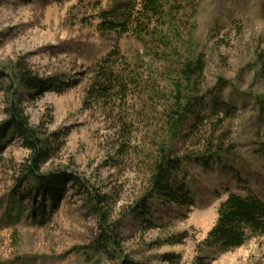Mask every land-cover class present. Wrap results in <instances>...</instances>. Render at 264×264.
<instances>
[{
    "label": "rangeland",
    "instance_id": "obj_1",
    "mask_svg": "<svg viewBox=\"0 0 264 264\" xmlns=\"http://www.w3.org/2000/svg\"><path fill=\"white\" fill-rule=\"evenodd\" d=\"M141 1L0 0V126L16 106L51 146L41 172L83 182L66 180L54 203L32 192L36 180L21 182L31 152L0 135V264H264V235L224 253L205 244L230 193L264 202V0H163L175 25L147 22L138 36ZM114 9H132L131 30H106ZM199 58L204 74L185 91L191 114L174 140L164 115L176 68ZM19 64L65 87L29 90L13 79L11 92ZM100 73L114 79L106 94L93 88ZM216 97L232 117L214 110ZM162 146L190 205L150 185ZM144 197L151 214L141 218L134 206Z\"/></svg>",
    "mask_w": 264,
    "mask_h": 264
},
{
    "label": "trees",
    "instance_id": "obj_2",
    "mask_svg": "<svg viewBox=\"0 0 264 264\" xmlns=\"http://www.w3.org/2000/svg\"><path fill=\"white\" fill-rule=\"evenodd\" d=\"M140 6L139 18L135 20L138 36L146 35L147 31L142 25L145 24L144 26L149 29V24L146 25L147 22L151 25L155 20L156 24L161 23V26H165L168 23L172 26L175 25L173 12L166 9L167 5L163 3V0H142ZM128 10L130 11V9ZM128 10L123 12L122 9H114L113 11L104 13V18H112L103 22L106 30L116 31L121 29L124 32L131 30L130 23L134 24L133 11L132 9L130 12ZM258 62L260 63L261 71L264 72V50L259 53ZM204 69L205 65L202 58L195 61L188 59L176 68L179 81L174 82V102L164 115L166 131L174 140L187 115L191 114L192 98L187 97L188 94L185 91L192 89L196 79L198 80L203 77ZM98 77L99 82L96 85L94 84L93 88L106 94L111 89L110 87L114 79L108 73H100ZM13 79L29 90H54L61 93L65 87L64 85H60L61 81L59 77L43 80L24 64H19L15 72L10 75L9 87L11 92L15 87ZM213 108L218 113L225 112L227 117H232L235 112L234 109L222 102L218 97L213 100ZM7 112L9 117L1 124L0 135L7 134V132L12 133L13 136L23 142L24 148L31 152L29 165L21 182L26 183L30 179L36 180L38 186L32 192L36 191V194L41 193L44 198H49L53 203L59 201L62 197L64 192L63 183L66 180L70 182L75 181L83 187V182L77 176H68L65 173L57 174L54 172L43 174L41 172V165L48 160L51 147L47 146L49 144L48 139H45L39 135L37 130L30 127L28 119L16 106L11 104ZM50 144L52 145V143ZM159 152L161 155L157 158L152 168V177L150 179L152 189L162 196L166 202L181 205L192 204L191 193L186 184L172 182V174L178 170V166L175 163L176 161L171 160L169 156L170 151L165 146H162ZM89 196V200L94 202L93 196ZM97 198L102 200L101 203L105 202L104 198ZM134 208L138 209L137 213H139L141 218H146L151 214L146 197L141 199L140 203L135 205ZM134 208L131 211H135ZM99 210L98 214L104 216L103 209ZM258 235H264V202L253 193L241 195L232 192L220 205L218 220L209 232L205 244L210 248H217L220 252L224 253L241 248L252 236ZM109 243V237L103 240V245H101L102 252L108 254L109 250L107 246ZM112 251L117 252V249L113 247ZM124 264H129V262H125Z\"/></svg>",
    "mask_w": 264,
    "mask_h": 264
}]
</instances>
